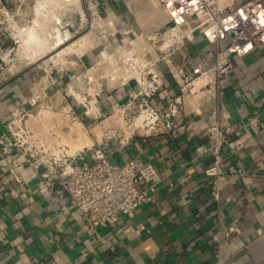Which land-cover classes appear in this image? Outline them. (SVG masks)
I'll return each mask as SVG.
<instances>
[{"label": "crops", "instance_id": "0c3cea01", "mask_svg": "<svg viewBox=\"0 0 264 264\" xmlns=\"http://www.w3.org/2000/svg\"><path fill=\"white\" fill-rule=\"evenodd\" d=\"M230 1L238 5L257 0ZM2 2L11 15L9 22L2 23L30 26V42L40 40L34 26L44 23L50 9L60 8L49 0ZM85 6L81 2L75 8L79 20H84ZM91 6L94 12L113 16L122 26L142 34L172 25L160 0H93ZM54 16L55 22H62L59 13ZM189 37L182 53L160 60L164 85L152 97L159 108L170 109L180 95L172 73L176 66L184 63L191 72L199 63L207 70L214 62L215 45L206 38L204 28H196ZM11 39L0 26V139L3 132L12 135L17 130L9 125L14 116L24 118L40 105L65 101L70 88H79L76 80L80 82L82 73L79 64L71 67L61 61L37 81L35 66H18V57L12 59V67L3 63L2 53L13 51ZM43 48L40 52L48 50ZM66 48L58 50L57 57ZM44 56L30 45L24 58ZM80 56L83 61L91 58L88 52ZM232 59L234 68L225 82L222 106L213 98H203V92L196 93L179 104L174 130L158 127L136 133L110 154L112 162L150 163L162 177L148 203L112 224L90 227L73 201L60 193L53 175L48 179L54 182L50 195L43 182L46 168L36 169L25 158L19 159V168L27 189L10 195L0 152V264H215L218 252L223 264H264V43ZM208 87L211 90L209 83ZM116 100L117 93L105 96L100 106L107 110ZM80 115L87 123L94 121ZM216 119L237 130L222 148L223 167L244 169L242 176L224 180L221 207L213 200L211 180L204 173L214 156L198 153V147L211 145L207 125ZM218 230L220 243L213 239Z\"/></svg>", "mask_w": 264, "mask_h": 264}, {"label": "built area", "instance_id": "2783aa9c", "mask_svg": "<svg viewBox=\"0 0 264 264\" xmlns=\"http://www.w3.org/2000/svg\"><path fill=\"white\" fill-rule=\"evenodd\" d=\"M160 1L172 25L167 31L157 30L146 37L155 39L159 35V40L169 38L170 45L165 57L170 59L174 53H182L186 41L196 28L203 27L206 38L215 45L212 66L206 70L199 63L191 72L185 68L184 63L176 66L172 73L179 83L180 95L171 103L170 109L166 110L152 103V97L164 85V73L155 65L160 59H153L150 68L145 71L144 68L148 65L147 57L139 56L140 61L137 60V63H141L136 64L135 68L138 73L137 85L129 93V97L140 100V116L144 117V126L139 127L132 123L130 127L134 128L129 135L122 137L115 147H110V141L106 138L98 143L96 151L91 145L82 148L76 155L56 159L51 155V149H46L44 145L37 147L32 143V132L28 125L30 117L14 116L9 125L15 126L17 130L15 129L12 135L3 132L0 139L1 159L7 170L5 175L10 195H19L20 190L27 189L26 180L19 168V159L25 158L36 169L42 166L46 168L47 174L44 175L43 182L50 188V195L53 193L54 182L48 179L53 175V179L60 184V193L73 201L90 227L112 224L124 215H134L141 205L151 200V193L162 181L158 169L150 163L138 165L132 160L123 163L112 162L109 159L110 154L116 148L128 144L129 139L136 133H149L158 127L167 131L174 130L175 111L179 104L196 93L208 91V98L215 99L222 106L225 82L234 68L232 56L245 55L257 44L264 43L263 0L238 5H234L230 0ZM10 17V11L0 0V24L9 22ZM159 46L160 50L165 47L164 44ZM129 81L131 79L127 82ZM207 82L211 85V90L208 89ZM222 115L227 117L225 113ZM252 122L257 125L256 118H253ZM236 131L235 127L224 125L216 119L207 125L211 145L208 148L198 147L199 154L211 152L214 156V162L204 173L211 180V195L217 207L223 204L222 191L226 177L244 174L243 167L226 169L222 165V148ZM89 152L94 155L85 154ZM226 235L229 236V233ZM221 236L218 230L213 234V239L220 243ZM215 264H223L220 252Z\"/></svg>", "mask_w": 264, "mask_h": 264}, {"label": "rangeland", "instance_id": "374dc122", "mask_svg": "<svg viewBox=\"0 0 264 264\" xmlns=\"http://www.w3.org/2000/svg\"><path fill=\"white\" fill-rule=\"evenodd\" d=\"M49 1L53 5L59 4L60 8L58 10L56 8L50 9L44 23L34 26L35 34L40 35V37L38 36L40 40L30 42V26L21 23L0 24L14 38L11 39L10 44L13 51L9 54L6 51L2 53V57L4 55L2 61L7 66L12 67V59L18 57L15 61L16 63L20 62V64L18 62V66H35L34 73H38L37 81L43 77L41 74L45 70L47 71L56 63L62 65L61 61H65L64 64L71 67H75L77 64L82 67V73L79 76L80 82L79 79L76 80L79 88L74 90L68 88L67 93L70 95L69 97L66 95L65 101L58 105L56 103L40 105L28 113L29 116L25 117H30L29 122L31 120L36 121V117L44 119L36 122V124L28 122L32 132V135L29 133L32 143L37 147L44 145L46 149H51V155L56 159H65L66 156L76 155L79 150L84 148V144L80 146L81 148H78L79 146L73 147L66 134L73 131L72 121L78 120L88 129L91 143L86 145H93L94 151H96L98 143L102 140L105 141L106 138L110 141V147H115L122 137L129 135V132L134 128L130 125L141 115L140 100L129 97V93L137 85L136 78H138L137 72L136 75H133L130 71L137 67L136 64L141 63H137V60L140 61L139 56L141 55L147 57L148 65L144 68L145 71L150 68L153 59L159 58L162 61L169 49V38L159 40L158 35L155 39H149L146 35H152L157 30L149 34L138 33L131 28L122 26L119 20L114 19L113 16L106 17L99 12H94V6H91L93 0ZM81 2L85 3V7H87L86 15H82L84 20H79L80 16L75 9ZM57 13L62 18L60 23L55 22L54 15ZM169 27L171 25L158 30L164 32L169 30ZM56 29L60 30L64 42L59 47L54 48L55 40L58 38L55 35L57 34ZM69 44L73 46L68 48L70 47ZM160 44L165 46L161 50L158 48ZM30 45H33L34 51H38L41 55L46 54V56L24 58ZM45 46L48 50L40 52ZM66 46L64 52L57 57L58 50ZM85 51L91 56L89 60L86 56L87 61H83L84 56H80L83 52L87 53ZM164 59L169 61L168 56ZM161 61L155 63L159 71L161 69L158 65ZM134 70L136 71V69ZM130 79L131 81L127 82ZM116 93L117 100L113 106L103 110L100 103L104 97ZM70 97L74 99L71 100ZM54 101L56 100L54 99ZM91 101H94V105L98 108L97 113H90ZM81 113L87 120L93 119L94 121L87 123L81 117ZM97 124H101L100 129H93Z\"/></svg>", "mask_w": 264, "mask_h": 264}, {"label": "bare ground", "instance_id": "6f19581e", "mask_svg": "<svg viewBox=\"0 0 264 264\" xmlns=\"http://www.w3.org/2000/svg\"><path fill=\"white\" fill-rule=\"evenodd\" d=\"M30 31V30H29ZM56 31H57V34H55L58 38H57V40H55L56 41V44L55 43H53V44H55L53 47L55 48V47H58V46H60V45H62V43L64 42V38L60 35V30L59 29H56ZM38 37V36H37ZM31 39V38H30ZM29 40V39H28ZM162 44H160V46L159 47H162L161 46ZM71 48V47H70ZM136 67H134L131 71H130V73L131 74H133V75H136L137 73V71H135L134 69H135ZM136 73V74H135ZM204 94V95H203ZM202 95H203V98L205 97V98H207L208 97V92L207 91H205L204 93H202ZM80 98V97H79ZM83 100V99H82ZM90 104H91V107L89 108V111H90V113H97V109L98 108H96V106L94 105V101H91L90 102ZM35 120L36 121H34V120H31L29 123H33V124H36V122H40V121H42V120H44V119H40L39 117H36L35 118ZM42 123V122H41ZM103 123V122H102ZM100 125L101 124H97L96 126H95V128H93V129H100ZM134 125L135 126H144V117H142V116H139L136 120H135V122H134ZM71 126H72V129H73V131L70 133V132H68L66 135L68 136V141L70 142V144L74 147V146H79L78 148H81L80 146H82L83 144V147H90L89 145H86V144H89V143H91V138H90V136H89V132H88V129L84 126V124L82 123V122H80V121H78V120H74V121H72V123H71Z\"/></svg>", "mask_w": 264, "mask_h": 264}]
</instances>
